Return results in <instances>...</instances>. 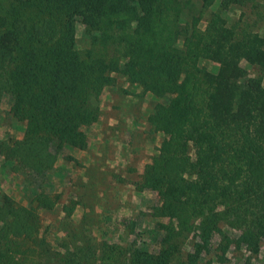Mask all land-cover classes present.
<instances>
[{
    "label": "trees",
    "instance_id": "16d2710c",
    "mask_svg": "<svg viewBox=\"0 0 264 264\" xmlns=\"http://www.w3.org/2000/svg\"><path fill=\"white\" fill-rule=\"evenodd\" d=\"M199 1L227 9L247 0ZM172 2L0 0V100L10 96V112L26 122L23 138L2 142L0 151L36 202L32 209L3 197L0 244L36 237V210L56 203L44 188L47 177L65 150L86 147L84 128L98 120L112 73H121L143 93L168 98L156 101L148 116L165 137L136 183L137 190L158 195L151 214L158 225L145 249L105 244L100 264H197L215 235L221 261L232 244L259 252L264 243V35L238 34L225 22L200 30L195 19L192 26L185 19L193 1L180 0L170 14ZM77 23L88 45L83 50ZM199 57L208 63L200 65ZM245 59L258 66L259 76L241 66ZM0 264L22 263L6 249Z\"/></svg>",
    "mask_w": 264,
    "mask_h": 264
},
{
    "label": "rangeland",
    "instance_id": "374dc122",
    "mask_svg": "<svg viewBox=\"0 0 264 264\" xmlns=\"http://www.w3.org/2000/svg\"><path fill=\"white\" fill-rule=\"evenodd\" d=\"M192 1L185 18L190 26L194 19L200 30L210 22H225L228 30L234 28L238 34L247 31L264 35V0H247L243 6L233 4L227 9L217 2L204 5ZM172 3L170 14L173 6L178 11L180 0ZM161 23L158 19L157 25ZM76 28L77 44L83 50L88 45L81 34L82 26L77 23ZM206 62L207 58H198L200 65ZM250 63L246 59L240 62L248 72L259 76L258 66ZM112 76L113 84L101 94L98 120L84 128L86 147L65 150V157L57 158L47 177L44 188L55 196L56 203L53 209L36 210V237L14 239L9 246L2 243L0 252L11 250L22 264H100L103 250H107L105 244L150 247V232L158 225L151 214L159 197L153 191L137 190L136 183L165 137L151 126L148 116L156 101L166 103L168 98L143 93L142 86L121 73ZM10 103L8 95L0 100V144L22 139L26 128V122L10 112ZM26 186L0 151V204L7 195L16 205L34 209L36 202L32 194H26ZM193 238L190 235L182 247L183 259ZM218 240L219 235L212 237L209 251L201 253L197 264H264V243L257 254L232 244L221 261Z\"/></svg>",
    "mask_w": 264,
    "mask_h": 264
}]
</instances>
